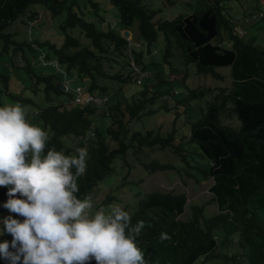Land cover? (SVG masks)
<instances>
[{
	"label": "trees",
	"instance_id": "obj_1",
	"mask_svg": "<svg viewBox=\"0 0 264 264\" xmlns=\"http://www.w3.org/2000/svg\"><path fill=\"white\" fill-rule=\"evenodd\" d=\"M106 1L115 7L117 22L108 19L110 9L100 8L99 0H0V106L19 103L27 108L29 122L48 132L44 154L54 148L75 155L77 147L86 146L87 169L78 178L76 195L93 198L102 183L114 179L102 208L119 202L123 185L132 193L137 190L133 180L124 181L129 168L119 177L116 162L130 167L129 154L136 156L143 149L170 146L188 176L197 182L212 178L208 203L215 202L218 210L208 216L205 204H195L191 216L180 219L186 197L172 191H150L135 205H124L132 224L144 222L136 243L145 264H264V50L255 44L264 33V15L249 20L255 31L245 38L226 13V1L235 0H195L188 2L195 7L191 12L169 18L163 16L169 11L166 6L147 0ZM33 4L43 9L31 8ZM252 7L250 16L258 13V0ZM44 12L51 20L46 33L41 26L47 22L39 21ZM14 21L37 33L14 37L15 30L6 31ZM122 30H129L132 38H124ZM158 53L160 58L154 59ZM45 63L59 73L46 71ZM190 67L217 79L223 76L216 69L228 67L230 84L214 93L191 88L186 83ZM13 73L19 76L17 91L10 87ZM67 75L82 84L71 86ZM133 81L142 88L128 98L123 88ZM60 82L68 83V89H59ZM80 86L107 100L80 107L74 103V89ZM183 107L189 134L177 144L174 120L164 133L133 129L146 115ZM100 120L106 123L104 129L98 126ZM68 140H76V146ZM143 165L149 173L173 167L156 159ZM161 232L170 239L161 241Z\"/></svg>",
	"mask_w": 264,
	"mask_h": 264
},
{
	"label": "clouds",
	"instance_id": "obj_2",
	"mask_svg": "<svg viewBox=\"0 0 264 264\" xmlns=\"http://www.w3.org/2000/svg\"><path fill=\"white\" fill-rule=\"evenodd\" d=\"M257 12L244 19L263 16L260 4ZM60 83L68 89V83ZM74 103L95 104H79L75 98ZM26 112L19 103L0 106V187L7 188L8 196L3 207L23 218L2 219L12 239L0 242V257L9 264H145L136 243L144 222L132 224L130 213L119 205L93 213L92 197L76 195L78 178L87 169V147H77L75 155L54 148L44 154L48 132L29 122ZM168 239L161 232L160 240Z\"/></svg>",
	"mask_w": 264,
	"mask_h": 264
},
{
	"label": "rangeland",
	"instance_id": "obj_3",
	"mask_svg": "<svg viewBox=\"0 0 264 264\" xmlns=\"http://www.w3.org/2000/svg\"><path fill=\"white\" fill-rule=\"evenodd\" d=\"M148 2L152 3H157L160 6L164 5L166 6L169 11L165 12L163 14L164 17L169 18L173 17L179 13H184V12H191L195 7L188 5V2H195V0H174V4H171L168 2V0H147ZM260 6H261V14L264 12V0H258ZM79 4H82V0H79ZM252 4H254V0H235V1H226L225 6H226V13L230 18L232 19V23L234 24L235 30H240L241 32H238L239 35L243 34V36L246 38L250 37L251 33L255 31L253 27H250L253 23H248L247 19L242 20L243 14L245 15L244 17H248L249 19L251 16H249V12H252L254 9L252 7ZM98 6L100 8H105L110 9L109 13L107 14L108 19L111 22H117V11L114 6H112L109 2L107 3L106 0H99ZM193 7V8H192ZM31 8H34L36 10L43 9V6L41 4H33L31 5ZM41 11V10H40ZM259 13V14H260ZM48 15V13L46 12ZM253 14V13H252ZM91 17V16H88ZM56 20V19H55ZM40 23H45L44 26H41V31L44 33L47 32L48 27L47 25L50 24V18L49 16L44 15L39 20ZM37 24V22H34L33 24ZM101 25H105L104 22H101ZM57 25V23H55ZM240 27V29H239ZM233 28V29H234ZM13 30L16 31L17 34L14 35L16 38H23V37H29L32 36L34 37L35 30L31 29V32L28 28H26L24 25L19 24L17 21H14L11 25H9L6 28V31L13 32ZM40 32V29H39ZM49 32V31H48ZM52 32V30H50ZM54 32V31H53ZM134 35H136V32H134ZM257 41L255 42L256 45L261 47L264 50V33H259L257 35ZM132 38V36H131ZM85 40H87L85 38ZM135 41V39H134ZM135 45H139V41L134 42ZM1 45V42H0ZM160 50L161 47L159 46ZM154 53L152 52V55ZM177 56H179L177 54ZM150 55H147V58H150ZM160 58V54H155L154 59ZM119 61L123 60L121 57L117 58ZM180 59V58H179ZM16 60H20L19 56L16 58ZM40 60L37 58L33 62L35 64H38ZM180 65L183 63L180 61L178 62ZM21 64V62H19ZM46 67H43L46 71L47 70H52L54 72L59 73V71L52 67L50 63L44 64ZM43 65V66H44ZM140 69V67H135V69ZM116 70H118L116 68ZM216 72L223 76V79H217L214 78L210 73L204 74V73H196L194 70V67H190L189 70V77L186 79V83L188 86L191 88H210V92H215L214 89L219 90V88L222 87H228L230 84V77H229V68L228 67H218L216 69ZM9 73V72H8ZM166 77L168 75L164 73ZM13 80L10 81V87L12 90H18L19 89V83L18 79L19 76L15 75L13 73L12 75ZM67 79L70 80L71 86H75L77 84H82V82L79 80L78 77L74 75H67ZM145 79V78H144ZM117 87V85H116ZM115 88V86L113 87ZM142 88V85L137 84L136 82H131L126 85H124L123 88V93L124 96L130 97L133 92H137ZM184 87H179V89H183ZM209 95V96H208ZM207 97L209 98L211 94H208ZM39 98V96H37ZM167 104L169 106H172L174 104V101L171 98L167 99ZM179 111V114L177 115L176 112ZM185 109L183 107L182 111L180 109H175L172 108V110H165L163 111L162 109L158 112H156L153 115H146L144 116L141 120L135 122L133 124V129H139L142 132H145L148 129L155 130L156 129H161V132L164 133L166 130L169 129V127L172 128L171 122L174 120V129H175V138L176 141L174 144H177L176 142L181 139V136H184L187 138L189 134V123L184 119L185 117ZM188 113V112H187ZM187 115V114H186ZM232 120H226L225 123H231ZM236 121V120H234ZM233 123V122H232ZM98 124V123H97ZM98 126L102 129L105 128L106 123L102 120L99 121ZM155 133V132H154ZM180 137V138H179ZM68 143L72 146H76L77 141L76 140H68ZM129 166L125 165L123 166V163L121 160H118L116 162V170L119 173V177H122L124 174H126L128 168H129V173L124 180L126 183L130 182L133 180L134 184H136L137 190H135L133 193L127 190L129 188V185H123L121 187L122 192H124L123 197L119 200V202L115 203V205H119L122 208H124L125 204H129V207L135 205L136 201L143 196L144 193L150 192V191H161V192H168L172 191L175 194H180L184 193L186 197L185 201V210L183 214L180 215V219H188L191 216V211H192V206L197 204H205L204 207V214L205 215H211L215 212H217V205L215 202L208 203L209 198L211 197V193L209 192V187L213 183V180L211 177L207 179H203L200 175L196 174L201 180L200 182H197V180L194 177L188 176L183 169L180 168L181 166V160L179 158V155L175 152L174 148L166 147L164 149H143L139 151L136 156L133 155L132 153L129 154ZM158 160L163 164H168L172 165V168L162 170V171H156V172H148V170L144 167L143 163H146L150 160ZM187 159H189L190 162H193L192 157L187 156ZM205 160V158H204ZM123 166V168H121ZM180 168V169H179ZM194 172L195 169H194ZM141 179V181H140ZM140 181V182H139ZM114 179H112L109 182L102 183L103 185L100 186L99 188L100 191L96 193V195L92 198L93 203H94V208H93V213L96 210H99L103 206L101 205L103 199L105 198L106 194L109 192L111 188L114 186ZM121 182V180H120ZM139 182V184H138ZM123 183V182H122ZM125 183V184H126ZM3 187H0V242H3L5 240L11 241L12 237L10 234L6 233L4 231V225L2 223V219L4 217H7L8 215H12L14 218L19 219L21 217L16 216L15 213H10L7 209L3 207L4 203L7 201L8 196L6 195L7 193V188L2 189ZM122 195V194H121ZM106 212L110 211V209L103 208ZM237 248H235V252H237ZM0 261L4 262L5 259L3 257H0Z\"/></svg>",
	"mask_w": 264,
	"mask_h": 264
},
{
	"label": "built area",
	"instance_id": "obj_4",
	"mask_svg": "<svg viewBox=\"0 0 264 264\" xmlns=\"http://www.w3.org/2000/svg\"><path fill=\"white\" fill-rule=\"evenodd\" d=\"M68 88V85H66V89ZM76 96H75V102L79 104H87V103H95V104H102L106 101V97H94L91 95H87L83 92L82 87H77L74 89Z\"/></svg>",
	"mask_w": 264,
	"mask_h": 264
},
{
	"label": "water",
	"instance_id": "obj_5",
	"mask_svg": "<svg viewBox=\"0 0 264 264\" xmlns=\"http://www.w3.org/2000/svg\"><path fill=\"white\" fill-rule=\"evenodd\" d=\"M122 33L124 37H130V32L128 30H124ZM58 88L61 90H65V87L61 83L58 84Z\"/></svg>",
	"mask_w": 264,
	"mask_h": 264
}]
</instances>
